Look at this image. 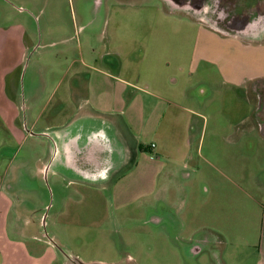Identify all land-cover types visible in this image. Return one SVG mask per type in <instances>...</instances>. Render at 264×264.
Instances as JSON below:
<instances>
[{
	"label": "rangeland",
	"instance_id": "374dc122",
	"mask_svg": "<svg viewBox=\"0 0 264 264\" xmlns=\"http://www.w3.org/2000/svg\"><path fill=\"white\" fill-rule=\"evenodd\" d=\"M197 27L162 0H0V177L13 201L9 230L13 223L27 242L23 264L36 263L31 257L40 259V243L48 241L58 264L67 257L83 264H258L264 145L251 120L228 128L229 144H217L212 156L206 149L198 156L194 143L191 158L174 168V177L157 178V185L149 181L151 171L133 174L135 156L107 181L77 177L63 157L52 158L59 128L48 129V118L56 103V114L63 108L71 75L84 69L82 63L113 60L115 52L142 60L148 44L166 45L161 52L185 65L184 83L193 74L191 93L198 98L206 90L203 104L215 107L217 126L256 116V98L227 84L224 74L234 72L230 60L264 73V44L249 52L216 40L209 49L224 60L199 61L192 72L186 62ZM169 138L165 146L175 156L180 138ZM76 160L79 170H95L84 151Z\"/></svg>",
	"mask_w": 264,
	"mask_h": 264
},
{
	"label": "crops",
	"instance_id": "0c3cea01",
	"mask_svg": "<svg viewBox=\"0 0 264 264\" xmlns=\"http://www.w3.org/2000/svg\"><path fill=\"white\" fill-rule=\"evenodd\" d=\"M197 26L192 56L186 62L192 72L198 68L199 61L218 65L224 60V55L214 54L209 49L210 44L216 40L221 43L227 41L240 43V50L249 52H254L253 48H257L255 45L263 47V43H247L239 38L223 37L198 24ZM166 47L161 43L148 44L144 47L148 57L142 60H126L115 52L116 57L113 60L108 61L106 57L100 62L96 61L95 66L82 63L84 69L71 75L67 82L66 90L63 92L66 96L62 102L63 108L58 114L55 113L61 105V102H58L50 110L47 127L59 128L53 134L55 145L52 152L53 161L63 157L64 167L77 177L83 175L86 179L103 178L107 181L111 173L114 174L116 169L125 166L129 157L135 156L138 161L133 174L137 172L139 175H147L146 171H151V176L147 175L149 181L152 185H157V178L166 174L174 177V168L182 165L187 158H191L194 143L200 157L205 149L208 156H212L217 144L228 145L230 137L226 131L236 124L241 123L245 127L246 122L251 120L254 128L257 126L261 145H264V106L258 102L257 96L260 91L258 85L264 83V73L256 69L249 71V65L245 61L243 63L226 61L234 72H225V82L238 91L246 90L247 96L250 93L252 98H256L259 106L256 116L253 114L249 118L248 115H244L243 118L246 117L244 120L239 116L240 120L229 122L231 125L219 127L215 120V107L203 104L207 97L206 90L199 92L198 98L192 95V85L195 83L192 80L193 74L188 73L187 83H184L185 65L162 53L161 50L166 51ZM119 52L123 55L121 51ZM114 70L116 72H113ZM243 133L245 137V132ZM32 135L36 136L33 133ZM242 135L236 139V144L241 143ZM43 136L53 141L49 135L44 133ZM172 136L180 138V146L174 151L175 156L168 153V146L167 148L165 146V141ZM130 139L134 141L135 148ZM83 151L87 156L86 162L93 164L95 170L87 168L79 170L76 159ZM154 156L157 159L153 161ZM152 162L156 164L154 168L151 167ZM138 184L146 185L142 182ZM12 205L13 201L0 177L2 264H23L21 261L27 251L25 249L27 242L18 238L19 233L13 227V223L12 229L9 230L8 212ZM260 232L262 238L258 250V264H264V219ZM40 244L45 246V251L40 259L31 257L36 260L34 264H58L54 243L48 241ZM37 246L34 245L33 248Z\"/></svg>",
	"mask_w": 264,
	"mask_h": 264
},
{
	"label": "flooded vegetation",
	"instance_id": "af4514ba",
	"mask_svg": "<svg viewBox=\"0 0 264 264\" xmlns=\"http://www.w3.org/2000/svg\"><path fill=\"white\" fill-rule=\"evenodd\" d=\"M162 1L172 13L189 16L196 24L220 36L264 44V0ZM258 86V102L264 106V83Z\"/></svg>",
	"mask_w": 264,
	"mask_h": 264
},
{
	"label": "water",
	"instance_id": "95a60500",
	"mask_svg": "<svg viewBox=\"0 0 264 264\" xmlns=\"http://www.w3.org/2000/svg\"><path fill=\"white\" fill-rule=\"evenodd\" d=\"M65 264H83V263L79 262V261L76 260V259H69V258L67 257V262H66Z\"/></svg>",
	"mask_w": 264,
	"mask_h": 264
}]
</instances>
